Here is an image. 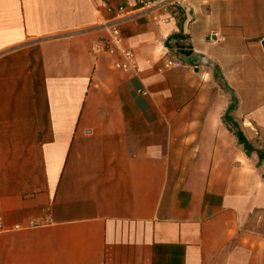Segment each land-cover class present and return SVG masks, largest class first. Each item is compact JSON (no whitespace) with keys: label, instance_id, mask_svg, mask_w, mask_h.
I'll return each instance as SVG.
<instances>
[{"label":"crops","instance_id":"0c3cea01","mask_svg":"<svg viewBox=\"0 0 264 264\" xmlns=\"http://www.w3.org/2000/svg\"><path fill=\"white\" fill-rule=\"evenodd\" d=\"M263 41L264 0H0V264H264Z\"/></svg>","mask_w":264,"mask_h":264},{"label":"built area","instance_id":"2783aa9c","mask_svg":"<svg viewBox=\"0 0 264 264\" xmlns=\"http://www.w3.org/2000/svg\"><path fill=\"white\" fill-rule=\"evenodd\" d=\"M109 38L112 42H118L120 39V35H119V29L117 26H112L109 30ZM125 57H127L128 59H130L132 57V54L128 51L124 52ZM180 63L174 59L171 58H165L164 60V67L165 68H169V67H173V66H178ZM119 67L122 68H128V66H131L132 68H136L135 64L132 63L131 65L129 64H122V65H118ZM142 94H146L145 91H142Z\"/></svg>","mask_w":264,"mask_h":264},{"label":"water","instance_id":"95a60500","mask_svg":"<svg viewBox=\"0 0 264 264\" xmlns=\"http://www.w3.org/2000/svg\"><path fill=\"white\" fill-rule=\"evenodd\" d=\"M262 44H263V47H264V41L262 42Z\"/></svg>","mask_w":264,"mask_h":264}]
</instances>
